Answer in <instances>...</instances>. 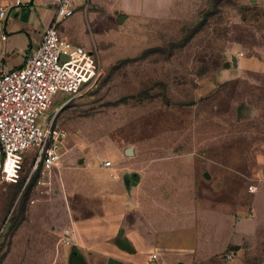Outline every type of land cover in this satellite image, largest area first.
I'll list each match as a JSON object with an SVG mask.
<instances>
[{
  "label": "rangeland",
  "instance_id": "1",
  "mask_svg": "<svg viewBox=\"0 0 264 264\" xmlns=\"http://www.w3.org/2000/svg\"><path fill=\"white\" fill-rule=\"evenodd\" d=\"M84 10L60 30L98 54V79L58 95L41 126L55 117L67 154L95 166L120 155L158 199L200 207L198 245L218 252L206 264H264V0H174L155 11L106 0ZM91 173L102 172L71 177ZM56 182L33 173L30 153L17 178L0 177V264H69Z\"/></svg>",
  "mask_w": 264,
  "mask_h": 264
},
{
  "label": "crops",
  "instance_id": "2",
  "mask_svg": "<svg viewBox=\"0 0 264 264\" xmlns=\"http://www.w3.org/2000/svg\"><path fill=\"white\" fill-rule=\"evenodd\" d=\"M17 1L21 2L20 6H15ZM105 1L87 0L85 5V0H80L76 3L74 15L59 25L61 36L66 38L65 28L60 30V27H65L76 16L82 17L90 4L99 7ZM123 1L132 10L155 11L172 5L174 0ZM0 8L9 12L6 20L0 21L1 75L22 68L27 58L39 48L45 32L57 20V7L53 0H0ZM127 151L128 157L134 156L133 149L131 155ZM107 159L95 166L91 156L78 158L66 154L50 179L53 183L54 175L57 178V196L66 222L59 234L62 238L65 231L70 232L72 245H64L70 249L69 264H88L90 256L104 258L107 264L111 258L122 264H149L153 254H157L163 264H184L187 256L192 264H206L218 255V252L211 254L200 249L194 225L200 207H178L172 200L165 201V194L158 199L161 190H156L155 194L148 189L146 176L140 168L123 161L120 155L113 159L111 167H105ZM95 167L102 172L100 175L71 177V173L94 170ZM121 233L123 241L135 250L134 253L117 246ZM148 247L150 253L142 261L138 258L139 253Z\"/></svg>",
  "mask_w": 264,
  "mask_h": 264
},
{
  "label": "built area",
  "instance_id": "3",
  "mask_svg": "<svg viewBox=\"0 0 264 264\" xmlns=\"http://www.w3.org/2000/svg\"><path fill=\"white\" fill-rule=\"evenodd\" d=\"M53 3L57 20L45 32L39 48L22 68L0 75V177L9 181L17 178L29 153L33 173L51 179L67 154L68 134L56 124L55 117L44 128L40 120L58 95L78 96L97 81L100 72L99 56L94 50L72 44L59 32L61 21L74 15L75 0ZM20 5V1L15 4ZM8 14V10L0 8V21L6 20ZM111 165V161L104 162L105 167ZM61 242L72 245L69 231L64 232ZM149 264L162 263L153 254Z\"/></svg>",
  "mask_w": 264,
  "mask_h": 264
},
{
  "label": "water",
  "instance_id": "4",
  "mask_svg": "<svg viewBox=\"0 0 264 264\" xmlns=\"http://www.w3.org/2000/svg\"><path fill=\"white\" fill-rule=\"evenodd\" d=\"M123 20H124V18H121L120 22H122ZM229 66H230V64H226V65H225L226 68H228ZM234 66H235V67H238V62H237V60H235V64H234ZM127 153H128L129 155H131V154H132V149H131V148L128 149ZM206 177H208V174H206ZM116 244H117V246H118L121 250H123V251L129 252V253H134V252H135V250H134L129 244H127V243H125V242L123 241V234H122V233L118 236V239H117V241H116ZM239 249H240V247L235 246V247H232V248H231V251H232V252H236V251H238ZM108 264H122V262H120V261H118V260H115V259L111 258V259H109Z\"/></svg>",
  "mask_w": 264,
  "mask_h": 264
}]
</instances>
